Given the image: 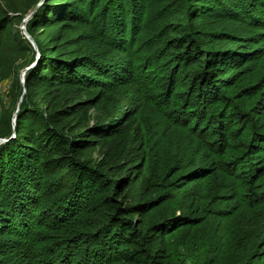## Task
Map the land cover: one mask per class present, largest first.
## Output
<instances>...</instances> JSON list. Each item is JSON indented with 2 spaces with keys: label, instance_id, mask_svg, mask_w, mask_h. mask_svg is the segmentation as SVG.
<instances>
[{
  "label": "trees",
  "instance_id": "16d2710c",
  "mask_svg": "<svg viewBox=\"0 0 264 264\" xmlns=\"http://www.w3.org/2000/svg\"><path fill=\"white\" fill-rule=\"evenodd\" d=\"M263 40L264 0H0V264H263ZM144 107L209 164L152 165ZM215 172L244 227L174 239L211 214L175 191Z\"/></svg>",
  "mask_w": 264,
  "mask_h": 264
},
{
  "label": "rangeland",
  "instance_id": "374dc122",
  "mask_svg": "<svg viewBox=\"0 0 264 264\" xmlns=\"http://www.w3.org/2000/svg\"><path fill=\"white\" fill-rule=\"evenodd\" d=\"M238 25V30L241 33H243L242 30L247 32L251 31L248 28L246 29L243 24ZM256 44L258 46H264V40ZM241 45L245 48H250L252 46V44L247 41L241 43ZM253 64L255 63H252V65ZM253 67H256V65H253ZM262 72H264V57L262 58L259 67L255 69L256 75L261 76ZM240 83H242V81H240ZM10 85V79L0 81V112L2 105L7 104L10 101ZM141 119L144 130L150 139V146L153 154L152 165H161L164 161L166 162V160H169V162L167 161V166H169V164H176L179 160L181 162L182 159H184L186 163L189 162V168H192L191 164L196 166H202V163L204 162L209 164L211 159L210 157H208L207 160L204 159L203 155L205 150L201 141L198 137L189 134L186 129L171 124L167 119L159 116L152 108L144 107V111L141 112ZM165 162L164 164H166ZM231 187L230 177H227L219 172H215L213 175L190 182L182 190H176V199L174 202H180L182 197H184L187 201L198 199L203 204L204 208H207V211L211 212V214H209L205 221L197 227L191 228L188 225L181 227L175 232L174 239L182 236L188 232L189 229L192 231H196L198 229V232L204 234L210 233L214 229L218 228L219 234H217V232L215 233L213 245H221L223 238L225 240V242H223L224 244L230 240L234 234L230 229L241 225L243 226V222L240 223V220L242 219H239V217L243 218L241 215V208L237 209L238 204L235 205L236 199L231 198ZM223 210V214L232 215L218 219L217 214H220L219 212ZM255 215L258 216L259 220L264 221V216L260 211L254 214V216ZM262 236H264V233ZM261 239L256 242L259 243V253L264 254V244L261 243ZM260 260L264 264V255L260 258Z\"/></svg>",
  "mask_w": 264,
  "mask_h": 264
},
{
  "label": "water",
  "instance_id": "95a60500",
  "mask_svg": "<svg viewBox=\"0 0 264 264\" xmlns=\"http://www.w3.org/2000/svg\"><path fill=\"white\" fill-rule=\"evenodd\" d=\"M40 3H41V1H39V2L35 5V7L33 8V10L30 12V14H29L27 17H25V18L22 20V22L26 21L28 18L31 17V15L34 13V11L36 10L37 6H38ZM20 29L22 30V33L24 34V36H25V37L28 39V41L31 43V45L33 46V48L36 49V47H35V43H34L33 39H32L31 36L25 31V29L23 28V25H22V24L20 25ZM36 58H37V55H36ZM34 63H35V61L32 62L30 65H33ZM25 69H26V68H23V69L21 70L20 76L23 74V72L25 71ZM18 105H19V102H18L17 106H18ZM16 111H17V108H16ZM16 111H15V112H16ZM13 116H14V115H13ZM12 121H13V119H12ZM3 141H4V139H0V142H3Z\"/></svg>",
  "mask_w": 264,
  "mask_h": 264
}]
</instances>
